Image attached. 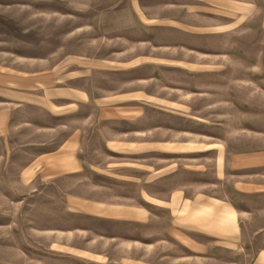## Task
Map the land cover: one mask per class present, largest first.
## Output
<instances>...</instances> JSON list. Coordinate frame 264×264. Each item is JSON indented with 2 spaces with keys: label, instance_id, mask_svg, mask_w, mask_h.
<instances>
[{
  "label": "crops",
  "instance_id": "crops-1",
  "mask_svg": "<svg viewBox=\"0 0 264 264\" xmlns=\"http://www.w3.org/2000/svg\"><path fill=\"white\" fill-rule=\"evenodd\" d=\"M198 1L199 14L215 17L200 24L201 32L228 34L259 19L264 34V0ZM90 63L67 58L42 71L1 67L0 170L10 163L16 130L66 132L20 167L15 202L49 197L53 204L62 197L67 237L61 246L101 264H219L221 254L244 251L247 222L264 216V134L241 126L227 141L201 128L145 127L150 118L143 106L155 102L153 89L125 80L108 85L118 71L104 61ZM111 72L117 75L107 77ZM177 109L186 112V105ZM19 111L43 118H18ZM187 116L177 112L185 122ZM202 119L194 112L195 124ZM87 153L115 160L92 161ZM38 182L60 193L42 195ZM255 233L264 235V226ZM77 234L86 235L87 245L69 237ZM111 249L117 261L106 255ZM251 264H264V248Z\"/></svg>",
  "mask_w": 264,
  "mask_h": 264
},
{
  "label": "rangeland",
  "instance_id": "rangeland-1",
  "mask_svg": "<svg viewBox=\"0 0 264 264\" xmlns=\"http://www.w3.org/2000/svg\"><path fill=\"white\" fill-rule=\"evenodd\" d=\"M196 5L198 0H0V69L42 71L67 58L84 59L91 66L92 60L104 61L109 71L119 73L108 85L125 80L153 89L155 102L143 106L150 118L145 127L201 128L227 141L235 140L227 135L241 126L264 134V34L259 19L235 32L210 34L201 32L200 24L215 17L197 8L203 12L199 14ZM200 64L202 73L195 68ZM216 66L223 70H214ZM181 103L186 112L177 109ZM177 112L192 118L185 122ZM194 112L204 119L199 125L193 122ZM244 115L249 122L237 120ZM24 116L39 119L43 113L18 112V118ZM65 133L28 127L13 132L10 163L0 170V264H101L61 246L67 237L61 231L67 222L62 197L53 204L49 197L15 202L20 167L55 147ZM260 139L264 142V135ZM87 154L92 161L115 160L108 153ZM37 184L42 195L60 193L57 186ZM241 203L257 205L252 199ZM247 223L245 250L221 254L219 264H251L264 248V235L255 233L264 226V216ZM69 237H76V245H87L86 235ZM105 252L110 261L117 259V249Z\"/></svg>",
  "mask_w": 264,
  "mask_h": 264
}]
</instances>
